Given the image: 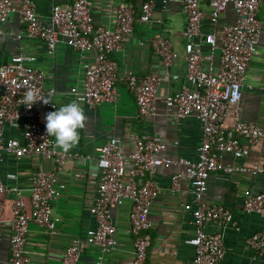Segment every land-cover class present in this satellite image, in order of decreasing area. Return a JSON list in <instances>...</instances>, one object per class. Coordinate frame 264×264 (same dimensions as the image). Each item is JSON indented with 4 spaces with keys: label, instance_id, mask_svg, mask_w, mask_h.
I'll return each instance as SVG.
<instances>
[{
    "label": "crops",
    "instance_id": "1",
    "mask_svg": "<svg viewBox=\"0 0 264 264\" xmlns=\"http://www.w3.org/2000/svg\"><path fill=\"white\" fill-rule=\"evenodd\" d=\"M71 0H35L37 11L45 25L51 24L52 8ZM147 0H89L94 22L114 26L115 7L132 4L139 10ZM154 3L152 20L135 22L132 32L122 46L110 53L118 63L119 98L114 103L89 106L77 101L71 93L72 87H81L86 64L94 61L92 51H80L68 45L63 38L50 53L46 43L25 35V24L20 20L17 9L21 0H13V10L0 21V65L12 56L22 53L35 57L33 66L45 75V89L55 108L41 105L42 115L53 118L56 124L54 141L68 153L64 162H56L40 155L16 158L4 153L0 166V178L7 189L0 195L2 201L0 228V264H6L10 255V237L13 232L12 218L15 194L12 188L22 190L27 211L31 213V185L36 172L52 170L57 176L59 195L53 201V215L56 227L47 231L31 223L28 232L27 252L32 264H61L66 248L74 238L82 244L78 264H131L134 252V234L131 230L130 199H123L111 205L113 222L117 228L116 245L109 251H102L97 245L86 242L88 232L96 226V219L90 212L95 197V183L91 172L96 168L98 148L111 138L121 139L122 150L130 155L135 147L133 137H155L167 144L164 155L170 159L185 158L198 160L197 148L202 139L201 123L195 115L176 118L165 105V96L181 87L192 85L187 80L188 45L183 36L186 25L185 14L179 3L165 0H150ZM204 14L202 30L211 32L209 19L210 0L200 4ZM259 18L262 29L256 52L246 72L243 96L230 105L223 120L224 128H233L240 120L250 121L264 129V0L260 2ZM236 13L231 4L220 15L217 23V38L220 41L222 27L232 24ZM160 34L166 35L175 53L171 66H165L156 55L153 40ZM209 50V46L205 45ZM219 65V53L215 58ZM153 72L161 75L162 83L157 94V113L140 115L136 98L128 88L127 76L136 74L145 77ZM1 94V93H0ZM6 123L5 137L23 139V123ZM244 154L236 157L230 152L222 153L224 165L234 166L226 172L215 170L208 176V188L204 200L210 204H222L231 211L234 224L209 222V232L222 235L225 253L220 264H264V255L247 246V238L260 231L263 219L256 212L244 209L243 191L264 190V172L253 170L264 168V135L255 143L241 138ZM77 154V156H73ZM84 157V159H82ZM245 167L247 170L240 169ZM179 174L181 187L173 192L172 176ZM154 180L159 191L153 199L150 217L151 245L146 264H195V247L189 242L194 235L193 209L195 202L191 191V180L185 164H172L155 168Z\"/></svg>",
    "mask_w": 264,
    "mask_h": 264
},
{
    "label": "built area",
    "instance_id": "2",
    "mask_svg": "<svg viewBox=\"0 0 264 264\" xmlns=\"http://www.w3.org/2000/svg\"><path fill=\"white\" fill-rule=\"evenodd\" d=\"M179 3L185 14L186 25L183 36L188 45L187 80L165 96L169 112L180 119L195 115L201 123L202 139L197 148L198 160L185 158L170 159L164 155L167 144L155 137L135 135L134 150L130 155L123 152L121 139L111 138L98 148L96 168L91 172L95 183V197L90 212L96 219V226L88 232L86 242L97 245L102 251H109L116 245L117 228L113 222L111 205L123 199L132 201L131 230L134 234V252L131 264H146L151 245V206L159 186L154 180L155 168L172 164H185L191 180V191L195 202L193 217L194 235L189 242L195 247V264H220L225 253L222 235L209 232V222L223 225L231 223V211L222 204H210L204 200L208 188V176L215 170L231 172L232 165H224L222 153L230 152L236 157L244 154L241 138L255 143L264 135V129L257 124L240 120L233 128H224L222 123L230 105L243 96L246 72L253 54L257 50L262 24L259 18L261 0H210L209 19L211 32L202 30L204 14L200 4L203 0H165ZM231 4L236 13L232 24L222 27L220 41L217 38V23L220 15ZM13 10V0H0V21ZM114 26L94 22L89 0H71L55 4L51 13V24L45 25L36 8L35 0H21L17 9L20 20L25 24V35L43 40L52 53L60 38L72 48L92 51L94 61L86 64L81 87H72L74 98L89 106L114 103L119 98L117 86L118 63L110 53L120 48L132 32L135 22L152 20L154 3L144 1L137 10L132 4L115 7ZM156 55L165 66H171L175 53L170 39L160 34L153 40ZM209 46V50L205 49ZM219 53L216 69L215 58ZM35 57L16 54L0 65V166L4 153L21 158L40 155L56 162H64L69 156L54 141L56 124L53 118L42 115L41 105L50 109L55 103L45 89V73L33 66ZM159 73L145 77L136 74L127 76L128 88L134 94L140 115L157 113V94L162 83ZM23 123V139L5 137L6 123ZM73 156H77L74 154ZM84 159V157H82ZM240 169L247 170L245 167ZM264 172V168L253 170ZM181 187L179 174L172 176L171 189ZM7 186L0 178V195ZM14 215L13 232L10 237V255L6 264H32L27 252L28 232L31 223L47 231L56 227L53 215V201L59 195L57 176L54 171L41 169L36 172L31 185V213L27 211L25 196L18 187L12 188ZM244 209L258 213L263 219L260 231L247 238V246L264 255V190L243 191ZM0 198V228L2 227ZM82 253L80 239L74 238L66 248L61 264H78ZM101 264V261L98 262ZM179 264V263H176Z\"/></svg>",
    "mask_w": 264,
    "mask_h": 264
}]
</instances>
